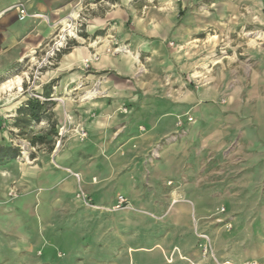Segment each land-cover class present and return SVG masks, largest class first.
I'll list each match as a JSON object with an SVG mask.
<instances>
[{"label":"crops","instance_id":"obj_1","mask_svg":"<svg viewBox=\"0 0 264 264\" xmlns=\"http://www.w3.org/2000/svg\"><path fill=\"white\" fill-rule=\"evenodd\" d=\"M17 1H24L29 12L46 15L43 22L32 18L19 20L18 10L13 7ZM110 1L0 0V75L16 69L27 58H32L35 65L37 56L47 50L61 22L71 12L81 14L84 20L89 17L91 25H87L88 29L99 23L98 18L103 24L105 20L117 18V25L110 32L116 30L123 42L130 38L131 33L126 27L130 19H134L141 35L169 33L157 28L149 14L145 19L139 18L125 0H121L123 3L118 11L111 4V9L104 15L87 14L94 13L101 3L110 4ZM98 29L103 28L98 26L94 31ZM150 41L146 37L139 44H135L134 40L128 42L135 52L143 53L141 62L144 67L157 55V48ZM160 49L165 50L164 46ZM93 50L90 46H82L67 54L59 52L61 57H58L55 67L43 70L37 90L43 98L52 101V108L43 120L49 123L56 120L61 124L66 113L75 124L86 130L87 137L71 134L60 142L56 139L48 153L39 150L26 162L17 163L16 159H12L0 167V210L8 209L15 216L19 209L16 202L23 198L24 208L31 211L39 202L40 206L45 202L47 226L54 227L53 216L61 221L60 245L52 239L33 241L24 238L22 243L29 253L34 252L38 245L43 250L39 257H32L23 264H92L76 254L81 246L86 249L95 242H101L106 233L123 238L119 225L131 211L129 192L137 185L131 182L135 174H264V43L261 46L252 43L250 50L254 63L250 70H245L242 62H236L239 76L244 77L247 84L239 88L232 96V102L226 105L219 99L224 80L230 76L229 63L234 61L233 58L228 60L229 56H223L218 70L211 74L213 84L169 96L163 78L151 70V64L148 68L152 72L146 69L139 74L138 63L132 55L106 53L104 45L97 49L99 59L92 61L88 70H83L84 60ZM177 64L171 65L173 69L179 66ZM171 66L169 69H172ZM77 83L83 88L94 84L100 94L96 98L95 95L90 97L93 99L79 100L82 91L73 90ZM46 91H49V97L44 94ZM58 98L65 99V104L56 102ZM247 98L250 102L245 103ZM124 106L127 113L121 111ZM15 114L19 115L17 111ZM189 116L194 120L190 122ZM178 128L185 131L180 139L176 135ZM31 129L34 130L35 126ZM234 141L238 142L243 153L242 162H222L220 156ZM152 151L159 156L150 158ZM211 153L218 155L219 164L223 163L219 171L212 169L215 160L211 162ZM150 164L152 171L148 173L146 168ZM73 173H78L79 179ZM121 174L125 176L123 180L126 179L123 187L116 181L117 175ZM14 181L19 196L9 199L7 193L12 187L8 184ZM79 188L90 196L96 208L84 205L76 196ZM120 195L129 207L114 208ZM83 208L93 210L96 215ZM103 213L111 219L106 227L99 221L98 215ZM116 214H119L118 224ZM81 222L95 223L87 232L90 236L85 235ZM70 226L76 228V236L64 235L68 231L73 232ZM101 228H104L102 235ZM59 246L66 250L64 258L60 257L64 253L55 254ZM15 247L19 249V246ZM45 249H49L46 257ZM54 257L60 259L53 261Z\"/></svg>","mask_w":264,"mask_h":264},{"label":"rangeland","instance_id":"obj_2","mask_svg":"<svg viewBox=\"0 0 264 264\" xmlns=\"http://www.w3.org/2000/svg\"><path fill=\"white\" fill-rule=\"evenodd\" d=\"M125 2L132 7L139 18L145 19L146 14H149L157 28L169 33L164 35L161 32L162 34L156 36L141 35L134 25V19H130L126 23L131 33L130 38L127 42H123L116 30L112 29L110 32L111 28L117 25V18L105 20L104 24L98 18L99 23L96 26H102L103 29L94 31L96 26L93 29L87 27L88 24L91 25L88 23L89 17L84 20L78 13L74 15L76 21L81 24L78 26L77 36L71 37L62 51L67 54L82 46H90L94 49L95 41L99 42L96 46L98 49L99 46L107 44L106 41L114 40L119 44L128 45L129 49L136 54L139 52H135L136 50L131 48L128 42L132 43L134 40L135 44H139L148 37L151 40L149 43L157 48V55L144 67L141 62L144 55L140 52V59L137 61L138 73L149 69L159 75L164 80V86L168 87L169 96L172 93L183 94L187 89L213 84L211 74H215L218 70L223 56H229L228 60L233 58L234 61L229 63L230 76L224 80L220 102L224 105L232 102L234 93L242 86H246L244 77L239 76L236 62H242L245 70H250L254 63L250 50L252 43H258L260 46L264 43V0H125ZM18 3H23L27 8L24 1H17L13 6L15 9ZM109 3H101L94 13L87 12V14L104 15L111 9V4L115 5L114 9L118 11L123 2L111 0ZM29 18L39 22L45 19ZM92 20L94 21L93 18ZM257 33L258 36H256ZM163 46L165 50L160 49ZM44 56L45 51L37 56L36 64ZM58 57H61L59 53L52 59L53 65L47 67H55ZM30 60L32 58H27L16 69L12 68L0 75V144H11L21 148V155L16 158L17 163L28 161L36 151L45 150L48 153L52 150L48 144L33 145L31 143L32 136L42 135L48 131L51 124L49 121L44 119L33 124L35 129H31L30 126L25 129V134L20 132L21 127L16 126V120L19 118V115L15 114L16 111L18 112L28 98L34 97L32 93H38L37 90H39V83L34 87L28 80L29 77L32 78L31 74L35 68L34 61ZM176 62L179 66L173 69L171 65ZM149 65L151 70L148 68ZM170 66L172 69H169ZM89 68L83 65V70ZM173 72L175 73L172 74ZM9 82L12 87H8ZM94 87L93 84L83 88L82 84L77 83L73 90L82 91L79 100L84 101L93 99H83V97ZM99 94L100 91L94 98ZM56 102L64 105L66 100L58 98ZM244 102H250V98ZM51 103L49 109L52 108ZM7 120H9L8 123ZM53 122L57 129L55 140L58 139L59 131L65 124L67 132L64 138L71 134L79 136L75 131L79 125L75 124L66 113L61 124L56 120ZM184 134L185 131H182V128L176 131L179 139ZM237 143V141L232 142L227 152L220 156L222 162H242L243 153ZM158 156L156 151L149 154L150 158ZM209 157L211 162L215 160L212 169L219 171L223 163L219 164L218 155L211 153ZM146 169L148 173L151 172V164L147 165ZM124 177V174H121L116 178L122 187L126 182V179L123 180ZM75 178L77 179L76 176ZM131 182L137 184L135 190L131 189L132 191L129 192L131 211L128 218L126 217V220L119 225V230L123 234L120 236L124 239L106 233L101 242H95L86 249L81 246L76 256L82 257L85 262L92 264H264V174H145V176L135 174ZM8 187H12L7 193L9 199L17 198L19 193L16 189V181L8 184ZM125 187L129 189L127 184ZM76 196L84 205L96 208L90 196L82 188H79ZM119 197L114 208L129 207L127 203L119 204ZM24 200L22 198L16 202L19 209L15 216L11 215L8 209L0 210V264H23L42 252L43 249L38 245L34 252L29 253L22 243L24 238L33 241L52 239L60 245V219L53 216L55 217L52 225L54 227L47 226L44 219L47 213L45 202L41 206L39 202L37 207L34 206L35 211H31L24 208ZM86 210L91 215H96L93 210ZM98 216L104 227L110 224L111 219L109 220L106 214ZM116 221L117 224L120 221L119 214H116ZM91 223H80L86 231L85 235L90 236L87 232L95 225ZM69 229L73 232L67 230L68 232L64 235L76 236V228L70 226ZM103 230L104 228L100 229L101 235ZM111 240L113 241L108 242ZM15 246H19V249ZM48 250H44V257ZM65 251L59 246L55 254L64 253L60 255L64 258ZM56 259L60 258L54 257L53 261Z\"/></svg>","mask_w":264,"mask_h":264},{"label":"built area","instance_id":"obj_3","mask_svg":"<svg viewBox=\"0 0 264 264\" xmlns=\"http://www.w3.org/2000/svg\"><path fill=\"white\" fill-rule=\"evenodd\" d=\"M16 7L18 9V18L21 21L25 20L26 18H29V17H41V15H43V14H31V13H29V11L27 10L26 6L23 3L16 4ZM66 17L71 18L70 19V26H64L63 22H61L60 28H59L56 36L54 37L52 42L49 44L47 50L45 51L44 58H42L41 61H39L37 64L34 65L35 68L31 74L32 78L31 79H30V77L28 78V80L31 81L32 86H34V87H36V84L41 80V77L43 75V72H42L43 68L50 66V65H53L52 59L59 52H61L64 47H66V45L68 44V40L71 37L77 36V33L79 31L78 26H81V24L76 21V17L73 16L72 13ZM47 23H49V19L47 20ZM108 42L109 43L104 45V51L106 53H109L112 55L127 54L128 53V50L126 49L128 47V45L119 44L118 42H116L114 40H108ZM98 43H99L98 41L94 42L95 47H94L93 52L90 54V56L88 58H86L84 60V66L86 68L90 67V63L92 61L98 60L100 57V52L96 49V46L98 45ZM139 59H140V55H139ZM32 95L34 97L41 99V100H45V98H43V96L38 94V93H32ZM59 99L61 100V98H59ZM62 102L64 103L63 100H62ZM121 111L124 113H127V111H128L127 107L124 106L123 108H121ZM188 120L191 122L194 120V118L192 116H189ZM179 124L182 125V122L179 121ZM75 131L79 134V136L81 138L87 137V132L83 127L79 126L75 129ZM66 132H67V129H66V124H65L61 128V130L59 131L58 142H60V140L63 138V136L65 135ZM73 174H75V176L79 179L78 173H73ZM125 202H126V199L123 196H120L119 197V204H123ZM203 237H206V236L203 235ZM251 264H256V263H251Z\"/></svg>","mask_w":264,"mask_h":264},{"label":"trees","instance_id":"obj_4","mask_svg":"<svg viewBox=\"0 0 264 264\" xmlns=\"http://www.w3.org/2000/svg\"><path fill=\"white\" fill-rule=\"evenodd\" d=\"M52 90V89H51ZM46 97H49V91L44 92ZM42 95V94H41ZM50 100H41L37 97H30L19 108V118L16 120V126L21 127L20 132L25 134V129L33 124L40 122L45 117L49 110ZM57 135L56 124L51 122L50 128L45 134L34 135L31 137V143L35 145L48 144L50 150L53 149L55 137ZM21 155V148L19 146H13L11 144H0V165L8 162L11 159H16Z\"/></svg>","mask_w":264,"mask_h":264},{"label":"bare ground","instance_id":"obj_5","mask_svg":"<svg viewBox=\"0 0 264 264\" xmlns=\"http://www.w3.org/2000/svg\"><path fill=\"white\" fill-rule=\"evenodd\" d=\"M72 15L74 16L75 13L72 14ZM41 17H42V18H45V16H43V15H41ZM70 19H71L70 17H67V18H65V19L63 20V24H64V26H70ZM106 42L108 43V41H106ZM126 49L128 50V53H127V54L132 55L133 58H134L136 61H138V59H139V55H140V54H139V53L134 54V53H133L128 47H127ZM9 83H10V82H9ZM18 84H19V86L21 85V79H20V78L18 79ZM8 87H12V86H11V83H10V85H9ZM97 93H98L97 88H94V89L88 91V92L85 94V97L90 98V97L96 95Z\"/></svg>","mask_w":264,"mask_h":264}]
</instances>
